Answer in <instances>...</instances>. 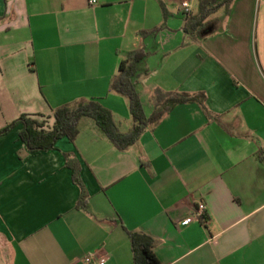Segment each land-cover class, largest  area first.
Masks as SVG:
<instances>
[{"label": "crops", "instance_id": "crops-1", "mask_svg": "<svg viewBox=\"0 0 264 264\" xmlns=\"http://www.w3.org/2000/svg\"><path fill=\"white\" fill-rule=\"evenodd\" d=\"M180 1L0 0V131L85 99L129 133V100L110 83L140 49L148 117L157 89L197 95L126 151L91 117L48 151H29L21 125L0 134V264H84L90 252L135 264V232L162 264H264V0H235L200 40ZM199 202L206 222L181 226Z\"/></svg>", "mask_w": 264, "mask_h": 264}, {"label": "trees", "instance_id": "trees-1", "mask_svg": "<svg viewBox=\"0 0 264 264\" xmlns=\"http://www.w3.org/2000/svg\"><path fill=\"white\" fill-rule=\"evenodd\" d=\"M235 0H200L198 12L189 14L185 25V32L193 40L204 39L213 29L212 17L221 10L230 14L231 6ZM147 57L144 49L130 53L122 60L119 72L110 83V91L118 93L129 100L130 112L134 126L129 133H122L113 120L111 112L98 100H80L55 110L52 116L43 114L21 115L0 134L8 133L14 127L21 125L20 139L32 153L54 149L58 140L68 137L72 141L78 136V125L83 117L96 120L98 126L109 137L112 143L120 150L126 151L136 144L142 133L150 125L156 124L176 105L196 100L197 95L185 93H169L157 89L153 94L155 110L149 117L146 115L139 91L140 77L148 74L143 64ZM200 101L202 110L209 115L205 106V96ZM81 188L79 206L85 208L89 196L85 192L80 179L74 176ZM135 264H162L154 252L151 239L141 233L130 234Z\"/></svg>", "mask_w": 264, "mask_h": 264}, {"label": "built area", "instance_id": "built-area-1", "mask_svg": "<svg viewBox=\"0 0 264 264\" xmlns=\"http://www.w3.org/2000/svg\"><path fill=\"white\" fill-rule=\"evenodd\" d=\"M194 0H181L180 10L185 17H188L192 12ZM97 0H90V4L94 5ZM207 205L204 202H199L193 215L185 218L181 222V226H188L192 222H206ZM107 261V256H100L97 252H90L84 257V264H105Z\"/></svg>", "mask_w": 264, "mask_h": 264}, {"label": "rangeland", "instance_id": "rangeland-1", "mask_svg": "<svg viewBox=\"0 0 264 264\" xmlns=\"http://www.w3.org/2000/svg\"><path fill=\"white\" fill-rule=\"evenodd\" d=\"M198 3L195 2V4L193 5V8L192 10L195 11V12H198Z\"/></svg>", "mask_w": 264, "mask_h": 264}]
</instances>
